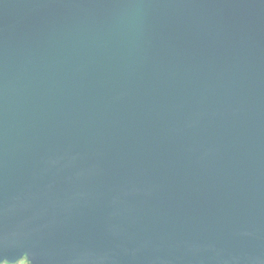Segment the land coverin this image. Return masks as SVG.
<instances>
[{"label":"water","instance_id":"water-1","mask_svg":"<svg viewBox=\"0 0 264 264\" xmlns=\"http://www.w3.org/2000/svg\"><path fill=\"white\" fill-rule=\"evenodd\" d=\"M264 264V0H0V263Z\"/></svg>","mask_w":264,"mask_h":264},{"label":"rangeland","instance_id":"rangeland-1","mask_svg":"<svg viewBox=\"0 0 264 264\" xmlns=\"http://www.w3.org/2000/svg\"><path fill=\"white\" fill-rule=\"evenodd\" d=\"M0 264H28L24 259L18 260L15 263H0Z\"/></svg>","mask_w":264,"mask_h":264}]
</instances>
